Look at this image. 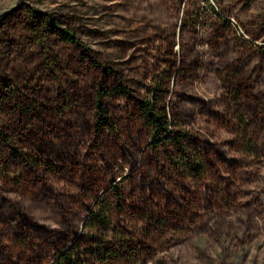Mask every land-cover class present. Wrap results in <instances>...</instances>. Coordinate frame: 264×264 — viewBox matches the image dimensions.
Returning <instances> with one entry per match:
<instances>
[{
	"label": "rangeland",
	"instance_id": "rangeland-1",
	"mask_svg": "<svg viewBox=\"0 0 264 264\" xmlns=\"http://www.w3.org/2000/svg\"><path fill=\"white\" fill-rule=\"evenodd\" d=\"M65 252L264 264V0H0V264Z\"/></svg>",
	"mask_w": 264,
	"mask_h": 264
},
{
	"label": "trees",
	"instance_id": "trees-1",
	"mask_svg": "<svg viewBox=\"0 0 264 264\" xmlns=\"http://www.w3.org/2000/svg\"><path fill=\"white\" fill-rule=\"evenodd\" d=\"M32 14L36 15L41 22H43L45 32L58 36L63 40H68L75 45L81 46L80 42L75 39V36L67 29H61L56 20L49 14H42L38 11H32ZM84 49V48H83ZM97 92L94 102V122L93 126L95 130L109 129L111 127V119L108 115V110L105 107L102 98L106 94L105 88L101 83L97 85ZM113 91L116 93L126 92V88L122 83H118ZM158 94L153 93L152 97L140 100V106L143 112L144 119L149 125L152 132V136L158 139H163L166 136H170V130H168V117L165 110L160 106ZM83 263L84 260L80 259ZM58 264H76L71 259L69 254L61 253L58 258Z\"/></svg>",
	"mask_w": 264,
	"mask_h": 264
}]
</instances>
